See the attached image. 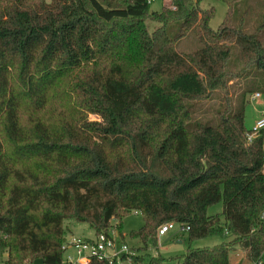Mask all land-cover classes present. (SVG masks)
<instances>
[{
  "label": "trees",
  "instance_id": "trees-1",
  "mask_svg": "<svg viewBox=\"0 0 264 264\" xmlns=\"http://www.w3.org/2000/svg\"><path fill=\"white\" fill-rule=\"evenodd\" d=\"M200 1L150 11L147 0H0L4 264H62L64 220L94 237L112 220L120 232L130 210L142 246L121 264H229L234 247L264 264V130L246 143L243 110L246 94L264 93V0H218L215 29ZM189 34L197 46L176 51ZM249 73L232 104L230 81ZM166 222L185 230V252L148 255ZM211 236L221 242L190 246Z\"/></svg>",
  "mask_w": 264,
  "mask_h": 264
},
{
  "label": "rangeland",
  "instance_id": "rangeland-1",
  "mask_svg": "<svg viewBox=\"0 0 264 264\" xmlns=\"http://www.w3.org/2000/svg\"><path fill=\"white\" fill-rule=\"evenodd\" d=\"M192 2L194 0H191ZM161 6L170 7V4L168 2H163L160 0H154L149 7L150 11L159 10ZM198 6L201 9H207V8H213V15L208 21V25L215 29L217 25L220 23L224 16L225 12V5L218 1V0H202L198 3ZM258 11H260V7H256ZM197 46V42L193 35H187L183 38H181L177 43L175 44L174 48L176 51L179 52H187L191 49L195 48ZM250 75L251 73L245 75L246 78H234L230 81V84L232 83V88H229L227 90V95L230 98V102L233 104L234 96L239 92L240 89H243L248 83H250ZM252 79V78H251ZM253 92H258L260 96L255 100H249V95H245V102H244V125L246 128H248L252 123L253 117L256 114H259L261 112H264V93L260 92L258 89H254ZM223 91L219 90L217 91V95H214L212 99L205 102L204 105L199 107V112L197 116L204 113V119L203 121H209L214 116V113L219 108L218 105L221 103V97H222ZM217 108V109H216ZM91 119L95 118L94 116H90ZM221 211V204L215 203L208 207L207 214H215L219 213ZM115 224V220H112L111 225L112 228ZM141 216L139 212L135 210H130L122 219V226L121 229L118 232L113 228L118 238H121L123 242L127 245L129 250L133 251V249H137L142 246L140 241L135 238H130L128 236L129 232L132 230H136L141 226ZM64 226V238H65V244H69L72 239L76 237H84V238H90L93 237V231L92 229L86 224L81 222H75L72 220H64L63 221ZM81 239V238H80ZM221 242V238L218 236H211L206 237L202 239H198L193 241L190 246L191 247H210L212 245L218 244ZM188 243L186 240V232L183 229H180V225L177 223H174L173 228L169 229L164 236L157 237L155 245L152 243V241H147L145 247L146 252L148 255L155 256L159 254L160 256L164 258H175L179 257L185 252V249L187 247ZM1 253L0 252V257ZM70 255L74 258L73 249L71 246L67 245L64 253H63V261L62 264L66 263V257ZM245 262L246 259L243 256L242 251L238 247H234L232 251L229 253V264H240L241 262ZM243 262V263H244ZM0 264H3V261L0 260ZM28 264H42L41 260L36 258L33 259Z\"/></svg>",
  "mask_w": 264,
  "mask_h": 264
},
{
  "label": "built area",
  "instance_id": "built-area-1",
  "mask_svg": "<svg viewBox=\"0 0 264 264\" xmlns=\"http://www.w3.org/2000/svg\"><path fill=\"white\" fill-rule=\"evenodd\" d=\"M153 1L154 0H147V3L151 4ZM160 1L168 2V4L171 2V0ZM259 96L260 94L258 92H253L249 95V100H255ZM260 130H264V112H261L249 128H247L245 133L246 143H248ZM261 159V173L264 175V141L262 143ZM174 223L175 222H166L159 225L156 229V236L161 237L164 235L169 229L173 228ZM180 229L183 228L180 226ZM69 245L73 249L74 258L68 255L65 259L67 264H89L91 259L104 260L109 263L112 259H115L117 264H121L122 262L119 260V256L121 254L131 253L123 240L118 238L112 227L105 233L97 234L89 242L75 238L72 239ZM243 264H261V260H246Z\"/></svg>",
  "mask_w": 264,
  "mask_h": 264
},
{
  "label": "crops",
  "instance_id": "crops-1",
  "mask_svg": "<svg viewBox=\"0 0 264 264\" xmlns=\"http://www.w3.org/2000/svg\"><path fill=\"white\" fill-rule=\"evenodd\" d=\"M260 114V113H259ZM259 114H256L254 117H253V120H252V122L255 120V118H257L258 116H259ZM251 122V123H252ZM249 128V127H248ZM165 235V234H164ZM164 235H162V236H164ZM120 237H122V236H120ZM76 238H81V239H84V237L82 238V237H76ZM90 238H93V237H90ZM85 239H87V238H85ZM2 255H1V257H0V260L1 261H4L5 259H6V253H1ZM244 262V261H243ZM243 262H241L240 264H243Z\"/></svg>",
  "mask_w": 264,
  "mask_h": 264
}]
</instances>
